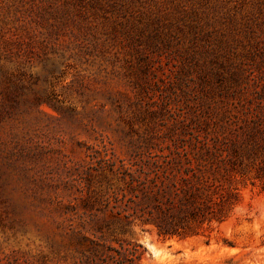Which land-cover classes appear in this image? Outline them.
Returning a JSON list of instances; mask_svg holds the SVG:
<instances>
[{
	"label": "rangeland",
	"instance_id": "1",
	"mask_svg": "<svg viewBox=\"0 0 264 264\" xmlns=\"http://www.w3.org/2000/svg\"><path fill=\"white\" fill-rule=\"evenodd\" d=\"M246 87L264 88V0H0V264H129L134 245L137 264H264L259 183L183 239L102 203L193 106Z\"/></svg>",
	"mask_w": 264,
	"mask_h": 264
},
{
	"label": "trees",
	"instance_id": "2",
	"mask_svg": "<svg viewBox=\"0 0 264 264\" xmlns=\"http://www.w3.org/2000/svg\"><path fill=\"white\" fill-rule=\"evenodd\" d=\"M232 90L205 107L193 106L187 132L122 165L120 186L102 200L104 208L152 227L163 239H183L226 221L240 203L241 185L264 186V88ZM137 252L134 245L129 264H137Z\"/></svg>",
	"mask_w": 264,
	"mask_h": 264
}]
</instances>
